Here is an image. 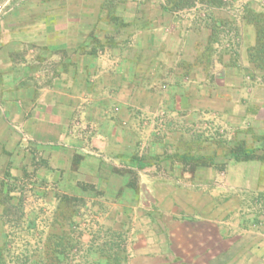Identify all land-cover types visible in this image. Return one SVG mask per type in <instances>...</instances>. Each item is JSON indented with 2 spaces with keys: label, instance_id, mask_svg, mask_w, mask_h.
<instances>
[{
  "label": "rangeland",
  "instance_id": "374dc122",
  "mask_svg": "<svg viewBox=\"0 0 264 264\" xmlns=\"http://www.w3.org/2000/svg\"><path fill=\"white\" fill-rule=\"evenodd\" d=\"M170 1L0 0V21L67 25L56 34L72 41L0 48L1 92L18 76L78 84L56 108L61 135L53 125L45 147L26 145L8 164L0 264H264V120L239 113L232 88L264 83L246 19L264 0H187L176 11ZM191 30L206 33L196 47ZM115 48L129 55L125 106L93 84L94 66L109 62L100 54ZM0 103V122L14 125ZM238 145L256 159H233ZM191 155L212 163L192 168Z\"/></svg>",
  "mask_w": 264,
  "mask_h": 264
},
{
  "label": "crops",
  "instance_id": "0c3cea01",
  "mask_svg": "<svg viewBox=\"0 0 264 264\" xmlns=\"http://www.w3.org/2000/svg\"><path fill=\"white\" fill-rule=\"evenodd\" d=\"M38 24L23 23L20 19L13 18L1 19L0 48H3V53L7 54L6 51L8 49H10L9 51L19 52L23 45L50 49H67L71 46L72 41L66 38L67 35L56 34L67 29V25L64 28L55 26L56 28L52 29L49 27L41 28ZM248 28V31H250L249 36L251 35L248 38L251 40L248 46L252 47L256 43L255 28L249 25ZM53 30L56 31L54 34ZM205 34L200 36L197 31L191 30L192 47H196L202 37L203 39L206 37ZM242 49L244 50L243 65H250L247 60V54H245L248 48L243 46ZM107 56L109 58L108 64L94 66L93 70L97 72V76L93 84L96 83L98 91L112 90L111 92H114V103L117 102L125 106L126 102H128L127 92L130 87L129 76L127 75L130 65L129 59L126 58H129V55H126L124 49L122 57H119V48H115L106 55L100 54V61H102V58L108 59ZM62 75L66 76L64 72ZM72 78L70 81L62 80L52 86L51 84H45V81L42 83L39 80L38 82L30 81L26 85L24 80L22 82L19 80L18 76V78H12V81L6 85L4 92H1L3 89L0 88V102H5L8 105V112L14 122V125L0 122V183L5 178L4 175L9 167L8 164H15L14 162H18L21 159V153L26 145L36 144L45 147L50 141L46 140V138H50L53 135V125L60 127L59 135L64 131L66 118L59 114L56 108L62 105L65 106L67 99H69L68 90H76L78 88L77 81L74 77ZM232 85L236 86H232V88H235L237 95L241 93L242 96L241 90H247V92H243L246 95L245 98L240 96V98L234 99L236 107H239L238 112L243 113V116H251L253 121L264 120V116L261 117V113H264V83L241 80L234 82ZM203 87L212 89L210 84H203ZM209 98V96H205V100ZM243 104L250 105L253 110L245 112L241 107ZM63 135H66V133ZM255 183L257 189H259L258 180H255Z\"/></svg>",
  "mask_w": 264,
  "mask_h": 264
},
{
  "label": "trees",
  "instance_id": "16d2710c",
  "mask_svg": "<svg viewBox=\"0 0 264 264\" xmlns=\"http://www.w3.org/2000/svg\"><path fill=\"white\" fill-rule=\"evenodd\" d=\"M168 5L170 8L166 7L167 9L176 11L192 6V2H189L187 0H174L170 1ZM246 19L248 23L252 24L256 29V43L248 50L249 61L257 69L264 71V12H257L249 9L247 10ZM230 155L236 161H249L254 160L257 157L254 150L246 148L243 145H238L235 148H232L230 151ZM182 158L186 159L188 157L182 156ZM211 159L212 158H208L207 156L191 155L192 168L207 166L212 163L210 162Z\"/></svg>",
  "mask_w": 264,
  "mask_h": 264
}]
</instances>
